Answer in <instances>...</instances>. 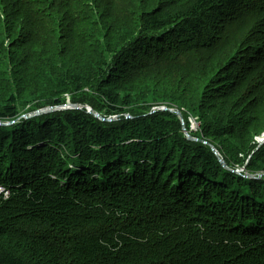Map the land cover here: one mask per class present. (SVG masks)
<instances>
[{
    "label": "trees",
    "instance_id": "1",
    "mask_svg": "<svg viewBox=\"0 0 264 264\" xmlns=\"http://www.w3.org/2000/svg\"><path fill=\"white\" fill-rule=\"evenodd\" d=\"M261 12L264 30V0H0V264H264V37L177 63ZM66 96L119 118L19 116Z\"/></svg>",
    "mask_w": 264,
    "mask_h": 264
},
{
    "label": "rangeland",
    "instance_id": "2",
    "mask_svg": "<svg viewBox=\"0 0 264 264\" xmlns=\"http://www.w3.org/2000/svg\"><path fill=\"white\" fill-rule=\"evenodd\" d=\"M118 4L119 3H117V5ZM119 6H120V4H119ZM249 11H251V14H253L252 10L249 9ZM262 15H263L262 12H261V16L260 17H256V16L252 15V21H249L248 23H247V20H243L242 19L243 14H242L241 17L240 16H237V17L235 16L232 19V21L227 25L226 30L223 31L222 35L220 36V40H219L220 46H219V48L216 51H213V52H199V53H192V52L191 53H182V54H180L181 57H179L177 59V63H180V64L186 63V67H190L191 68V67L194 66L193 62L195 61L197 56H201V57L210 56V57H212L213 55H218V54H223L224 52H229V51L237 48L244 41L243 36H244L245 33L247 34V37L249 36L250 32H253V35H254L255 38H259V37L263 38L264 37V30L260 29V27L257 24V22L260 21V18L262 17ZM256 45L257 44H255V43L249 44V46L252 48V52L255 53L257 56H260L259 57V62L264 64V51L256 52V48H255ZM175 68L177 70L181 69L179 67H175ZM198 70H199V68H198ZM175 72H177V71L175 70ZM85 89L89 90L88 87H86ZM65 98L67 100V102L65 104H67L68 102H71V97L70 96H66ZM178 104H180V103H178ZM161 105H163V106H161L162 108L163 107H167L165 104H161ZM135 106H133V107H135ZM47 107H49V106H47ZM174 107L170 108V109L179 110V109H177L178 107L177 108H174ZM42 108H46V107L39 108V107L36 106V102L21 104L19 106V109H20L19 116L23 117L24 115H29L27 118L35 117L36 115L33 114L34 115L33 116L31 114L33 112H35L36 110L42 109ZM155 108H158V107H155ZM69 109H73V108H69ZM129 110H132V109L129 108L126 112H129ZM54 112H56V111H54ZM103 112H106V111H103ZM50 113H53V112H50ZM182 115H183V113H182ZM101 116L104 117L105 119H112V120H116V119L119 118L118 115H113V114L112 115H108V116H104V115H101ZM99 119H101V118H99ZM105 121H107V120H105ZM181 122L183 123V130H181V132L185 136H187V137L189 136L191 138V139L189 138L190 140H194V141L205 143L206 146L209 145L212 148V144L211 143H209L205 139H202L203 135L201 134V132H202L201 128L203 126V123L200 120L199 115H196V116L189 115L187 119L184 118V116H183V118L181 119ZM195 135L196 136H201V137L200 138L194 137ZM256 141H257L258 147H262V146L264 147V134L261 135V136H257L256 137ZM214 147L215 148L218 147L219 149L221 148L220 145H216ZM220 151H221V152H219L220 157H222L221 155L227 156L223 149H221ZM235 166H236L235 168H230V169H232L233 172L241 174V175H243V176H245L247 178H255V176H257L259 178L264 177L263 174H259V175L255 174V176L248 175L249 173H245V169H243V166H240L239 164H236ZM5 188L6 187L4 185L0 184V191H1L0 194L5 192ZM5 193H8V191H6Z\"/></svg>",
    "mask_w": 264,
    "mask_h": 264
},
{
    "label": "water",
    "instance_id": "3",
    "mask_svg": "<svg viewBox=\"0 0 264 264\" xmlns=\"http://www.w3.org/2000/svg\"><path fill=\"white\" fill-rule=\"evenodd\" d=\"M83 107H85V108H87V111L89 112V113H91V114H94L96 117H98V118H101L103 121H105V120H112V119H105L104 117H102L98 112H95L94 110H93V108L92 107H90V106H88V105H83V104H74V103H72V102H68L67 104H63V105H58V106H49V107H46V108H42V109H38V110H36L35 112H33L31 115H41V114H44V113H50V112H54V111H58V110H66V109H69V108H76V109H80V108H83ZM164 111H166V110H169V111H171V112H175L178 116H179V118L180 119H182L183 118V115H182V112L180 111V110H173V109H170V108H168V107H163L162 108ZM33 115V116H34ZM29 115H24L23 117H28ZM12 123H15V121L13 120V121H11V122H8V123H4V122H0V125H6V124H12ZM183 124V123H182ZM188 138H190L189 136H188ZM191 139V138H190ZM212 149H213V151L215 152V154L216 155H218V157H219V160L221 161V163L223 164V166L224 167H226V168H229L228 166H227V163L225 162V160L222 158V157H220V154H219V151L217 150V148H215L213 145H212ZM244 169V168H243ZM248 175H251V176H254V175H252V174H248Z\"/></svg>",
    "mask_w": 264,
    "mask_h": 264
},
{
    "label": "built area",
    "instance_id": "4",
    "mask_svg": "<svg viewBox=\"0 0 264 264\" xmlns=\"http://www.w3.org/2000/svg\"><path fill=\"white\" fill-rule=\"evenodd\" d=\"M1 192V191H0Z\"/></svg>",
    "mask_w": 264,
    "mask_h": 264
}]
</instances>
